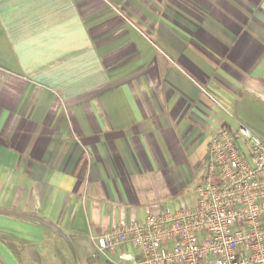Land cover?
Returning <instances> with one entry per match:
<instances>
[{
  "label": "crops",
  "instance_id": "1",
  "mask_svg": "<svg viewBox=\"0 0 264 264\" xmlns=\"http://www.w3.org/2000/svg\"><path fill=\"white\" fill-rule=\"evenodd\" d=\"M240 126L264 142V0H0V264H109L93 239Z\"/></svg>",
  "mask_w": 264,
  "mask_h": 264
},
{
  "label": "built area",
  "instance_id": "2",
  "mask_svg": "<svg viewBox=\"0 0 264 264\" xmlns=\"http://www.w3.org/2000/svg\"><path fill=\"white\" fill-rule=\"evenodd\" d=\"M202 170L176 211L163 207L94 238L100 256L109 264H264V142L245 126L219 130Z\"/></svg>",
  "mask_w": 264,
  "mask_h": 264
},
{
  "label": "rangeland",
  "instance_id": "3",
  "mask_svg": "<svg viewBox=\"0 0 264 264\" xmlns=\"http://www.w3.org/2000/svg\"><path fill=\"white\" fill-rule=\"evenodd\" d=\"M252 132L253 133H255V131L254 130H252ZM256 134V133H255ZM257 135V134H256ZM193 190V188H191L190 189V191H192ZM187 194V193H186ZM186 194H183L184 196H186L187 197V195ZM185 197V198H186ZM183 198H172V199H170V201L169 202H167L166 203V205H164L163 207L165 208H170L172 211H176L177 209H179L180 208V204H181V200H182ZM162 207V206H161Z\"/></svg>",
  "mask_w": 264,
  "mask_h": 264
}]
</instances>
